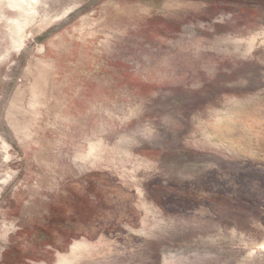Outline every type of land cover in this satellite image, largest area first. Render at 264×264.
<instances>
[{"label": "rangeland", "instance_id": "374dc122", "mask_svg": "<svg viewBox=\"0 0 264 264\" xmlns=\"http://www.w3.org/2000/svg\"><path fill=\"white\" fill-rule=\"evenodd\" d=\"M258 1L0 0V264H264Z\"/></svg>", "mask_w": 264, "mask_h": 264}, {"label": "trees", "instance_id": "16d2710c", "mask_svg": "<svg viewBox=\"0 0 264 264\" xmlns=\"http://www.w3.org/2000/svg\"><path fill=\"white\" fill-rule=\"evenodd\" d=\"M207 1H211V0H207ZM258 2H259V4H264V0H259ZM258 2H255V4Z\"/></svg>", "mask_w": 264, "mask_h": 264}, {"label": "bare ground", "instance_id": "6f19581e", "mask_svg": "<svg viewBox=\"0 0 264 264\" xmlns=\"http://www.w3.org/2000/svg\"><path fill=\"white\" fill-rule=\"evenodd\" d=\"M27 2H30V0H27ZM232 133V132H231ZM92 247V246H91ZM63 255V254H62ZM62 259V258H61ZM63 261V260H62ZM65 263V262H64Z\"/></svg>", "mask_w": 264, "mask_h": 264}]
</instances>
